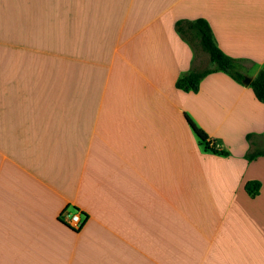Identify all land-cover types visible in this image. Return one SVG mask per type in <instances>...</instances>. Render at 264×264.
Masks as SVG:
<instances>
[{"label":"crops","instance_id":"0c3cea01","mask_svg":"<svg viewBox=\"0 0 264 264\" xmlns=\"http://www.w3.org/2000/svg\"><path fill=\"white\" fill-rule=\"evenodd\" d=\"M197 19L264 70V0H0V264H264V105L222 72L176 88L211 64Z\"/></svg>","mask_w":264,"mask_h":264},{"label":"trees","instance_id":"16d2710c","mask_svg":"<svg viewBox=\"0 0 264 264\" xmlns=\"http://www.w3.org/2000/svg\"><path fill=\"white\" fill-rule=\"evenodd\" d=\"M178 30L182 32L181 23L176 24ZM189 29H194L199 34L200 45L203 50L207 53L211 64L215 67L213 70H202L196 72H190L180 77L175 86L185 92L196 93L199 88L200 81L209 74L215 72L227 73L234 80L240 83L244 79V76L238 72L232 71L234 68L233 60L226 56L221 49L215 44L209 25L202 19H197L193 23L188 25ZM249 87L256 100L264 105V70L260 71L258 75L251 80ZM188 125L194 131L196 137L198 138L200 144L204 145V149L210 151L213 154H218L221 156H228L229 152L218 146L215 140H212L208 135L198 128L187 116H185ZM249 136H247L248 138ZM263 156L261 152H252L248 154L247 158L253 160L256 157ZM260 188V183L258 181L250 180L244 184L245 193L254 197Z\"/></svg>","mask_w":264,"mask_h":264},{"label":"rangeland","instance_id":"374dc122","mask_svg":"<svg viewBox=\"0 0 264 264\" xmlns=\"http://www.w3.org/2000/svg\"><path fill=\"white\" fill-rule=\"evenodd\" d=\"M184 35L190 41V43L194 46L195 50L197 51L196 54L198 55V57H200V59H201L202 56H203V58H205L204 59V61H205L206 58L208 57V55H207V53L203 50V48L200 45V40H199V34H198V32L196 30H194V29H190L189 30V29H187L186 26H184ZM204 55H205V57H204ZM205 65H207V66H205L204 67L205 69H203V70H213L215 68L213 66V64L208 65L206 63ZM233 66H234V68L232 69V71L238 72V73L242 74L244 76V78H250L251 76L255 75V73L257 72V66L255 64H250L247 61L241 60V61L237 62L236 65H233ZM224 74L228 75L229 78L233 79L232 77H230L229 74H227V73H224ZM241 82L242 81H240V83ZM219 144L221 145L220 142H219ZM227 151L229 152L228 149H227ZM251 151L252 152H261V153H263V156H264V137H262L260 143H257V147L256 148H253Z\"/></svg>","mask_w":264,"mask_h":264},{"label":"built area","instance_id":"2783aa9c","mask_svg":"<svg viewBox=\"0 0 264 264\" xmlns=\"http://www.w3.org/2000/svg\"><path fill=\"white\" fill-rule=\"evenodd\" d=\"M60 219L74 230H78L83 223L81 212L79 211H73L72 213L62 212Z\"/></svg>","mask_w":264,"mask_h":264},{"label":"water","instance_id":"95a60500","mask_svg":"<svg viewBox=\"0 0 264 264\" xmlns=\"http://www.w3.org/2000/svg\"><path fill=\"white\" fill-rule=\"evenodd\" d=\"M250 83H251V79H250V78H244V79L242 80V84H243L245 87L249 86Z\"/></svg>","mask_w":264,"mask_h":264}]
</instances>
